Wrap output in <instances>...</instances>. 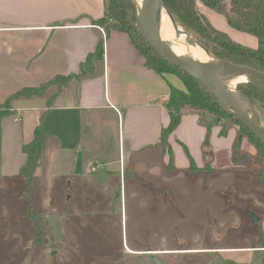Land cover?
<instances>
[{"label":"rangeland","instance_id":"374dc122","mask_svg":"<svg viewBox=\"0 0 264 264\" xmlns=\"http://www.w3.org/2000/svg\"><path fill=\"white\" fill-rule=\"evenodd\" d=\"M125 1L137 11L133 0ZM203 41L214 47L206 37ZM57 88L54 83L45 92ZM255 100L249 99L264 113V96ZM195 110L186 107L182 113L198 115ZM205 115L203 149L208 148L210 180L198 182L202 174L190 147L181 143L190 159L186 174L166 171L122 188L115 185V175L100 168L92 173L87 164L80 167V178H70L66 186L60 149L53 158L40 159L29 184L19 172L25 160L20 125L12 113L0 116V264H153V255L160 264H264L263 249L255 247L260 239L264 243V153L236 118ZM216 128L222 150L231 146V163L224 171L210 168ZM252 214L259 220L253 221ZM246 248L254 249L251 260Z\"/></svg>","mask_w":264,"mask_h":264},{"label":"crops","instance_id":"0c3cea01","mask_svg":"<svg viewBox=\"0 0 264 264\" xmlns=\"http://www.w3.org/2000/svg\"><path fill=\"white\" fill-rule=\"evenodd\" d=\"M107 1L0 0V105L24 87L78 74L80 64L103 41V57L94 60L92 71L72 79L50 103L47 95L11 102L10 113L20 125V150L40 125L50 136L42 157L61 150L60 162L67 172L63 177L69 179L67 184L64 181L66 186L72 184L70 178H80L79 169L87 164L96 167L92 173L100 168L115 175V185L122 188L136 178L157 177L166 171L186 174L190 159L183 143L190 147L202 174L198 182H207L209 157L203 146L208 127L197 114L185 112L167 137L168 146L161 144L162 128L170 122L166 103L171 86L183 89L184 85L173 73L159 74L148 68L126 31L106 33L94 23L106 13ZM197 6L214 28L233 41L244 47L257 46L254 35L230 27L222 14L200 2ZM218 131L212 136L216 143L209 150L210 168L224 171L231 163V146L222 150ZM69 153L76 156L69 159ZM244 250L251 260L254 249Z\"/></svg>","mask_w":264,"mask_h":264},{"label":"trees","instance_id":"16d2710c","mask_svg":"<svg viewBox=\"0 0 264 264\" xmlns=\"http://www.w3.org/2000/svg\"><path fill=\"white\" fill-rule=\"evenodd\" d=\"M114 1V6L110 9L111 14L108 15L106 11L102 18L94 20V23L101 25L106 33H109L111 29L126 31L139 54L144 56L148 68L153 69L159 74L173 73L184 85L183 89L171 86L166 103L168 113L170 114V122L166 127L162 128L161 144L164 147L168 146L167 137L176 129L183 115L182 109L186 107L196 109L195 111L199 112L198 115L201 124V117L205 115L204 112H207L205 117L208 114H214L216 116L228 115L221 109L215 97H213L212 93L203 83L172 63L170 64L151 49L146 40L137 33L130 23L128 11L124 6V0ZM225 1L229 2V8H227ZM199 2L222 14L230 27L232 26L241 32L254 35L257 38V46L255 48L244 47L230 39L225 33L214 28L199 10L197 6ZM162 3L180 26L195 37L200 44H203L215 57L217 56L230 63L246 67L249 66L261 72L264 71V0H162ZM132 15L134 17L136 16V11L133 9ZM110 19H113L112 23L109 22ZM203 37L210 40L214 47L209 48L203 41ZM102 54L103 41H99L95 47V51L88 54L86 60L80 64V72L78 74L70 73L57 76L36 87L22 88L20 91L8 96L3 104L0 105V116L10 113L11 102L21 97L47 95L48 102L50 103L52 97L61 92L72 79L79 80L81 76L92 71L94 60L96 58H102ZM54 83L57 84L58 88L48 95L45 91ZM238 90L243 96L255 103H257L256 98H263L264 96V89L255 86L251 82L239 83ZM261 109L264 110V106H261ZM247 130L254 138L259 153H264V144L256 138L250 129ZM223 131L221 130L220 132ZM33 133V138L21 147L22 152L26 155V159L20 169V174L23 178H26L29 184L33 181V175L38 168L39 161L46 149V143L50 138L47 133L42 131L40 125L35 128ZM257 243L258 245L255 247L264 248L262 239ZM227 264L237 263L228 261Z\"/></svg>","mask_w":264,"mask_h":264},{"label":"water","instance_id":"95a60500","mask_svg":"<svg viewBox=\"0 0 264 264\" xmlns=\"http://www.w3.org/2000/svg\"><path fill=\"white\" fill-rule=\"evenodd\" d=\"M133 2L136 7L134 0ZM124 6L128 11L130 23L133 25L137 33L146 40L151 49L157 52L170 64L172 63L193 78L197 79L199 82L203 83L212 93L213 97H215L221 109L228 115L236 118L240 125L250 129L256 138L264 144V126L254 123L249 116V105H255H253L249 99L247 100V98L243 96L236 87L239 83L251 82L255 86L264 89V71L261 72L249 66L246 67L227 62L217 56L215 57L211 52L212 60L200 61L187 56H182L172 50L170 51L160 43L156 36V18L159 7L162 6L167 11L162 0H143L139 8L136 7L137 11L135 18L125 0ZM167 13L169 18L176 22L168 11ZM204 49L207 50L206 48ZM232 78L239 80V83H237L233 89L227 88L221 81V79ZM234 98L240 102V108L230 103ZM212 119V116L208 117V121H211ZM251 217H253V221L255 222L259 220L254 214H252ZM151 259L153 264H160L154 255L151 256Z\"/></svg>","mask_w":264,"mask_h":264},{"label":"bare ground","instance_id":"6f19581e","mask_svg":"<svg viewBox=\"0 0 264 264\" xmlns=\"http://www.w3.org/2000/svg\"><path fill=\"white\" fill-rule=\"evenodd\" d=\"M136 7L142 4L143 0H134ZM156 36L160 43L168 48L170 51H174L182 56H187L196 60L210 61L212 60L210 52L204 49L188 32H184L179 25L169 18V15L165 8L159 7L156 18ZM223 84L230 89H233L239 80L236 78L232 79H221ZM230 102V101H228ZM236 107L240 108V102L237 99H233L232 102ZM249 116L251 120L260 125L264 126V113L257 107L249 105Z\"/></svg>","mask_w":264,"mask_h":264},{"label":"built area","instance_id":"2783aa9c","mask_svg":"<svg viewBox=\"0 0 264 264\" xmlns=\"http://www.w3.org/2000/svg\"><path fill=\"white\" fill-rule=\"evenodd\" d=\"M95 169H96V167H94V166H93V167H91V171H94Z\"/></svg>","mask_w":264,"mask_h":264},{"label":"flooded vegetation","instance_id":"af4514ba","mask_svg":"<svg viewBox=\"0 0 264 264\" xmlns=\"http://www.w3.org/2000/svg\"><path fill=\"white\" fill-rule=\"evenodd\" d=\"M240 124V123H239Z\"/></svg>","mask_w":264,"mask_h":264}]
</instances>
